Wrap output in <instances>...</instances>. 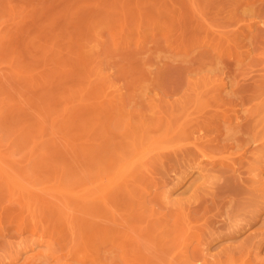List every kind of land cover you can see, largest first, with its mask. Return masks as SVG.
Returning a JSON list of instances; mask_svg holds the SVG:
<instances>
[{"label":"rangeland","instance_id":"374dc122","mask_svg":"<svg viewBox=\"0 0 264 264\" xmlns=\"http://www.w3.org/2000/svg\"><path fill=\"white\" fill-rule=\"evenodd\" d=\"M0 264H264V0H0Z\"/></svg>","mask_w":264,"mask_h":264},{"label":"bare ground","instance_id":"6f19581e","mask_svg":"<svg viewBox=\"0 0 264 264\" xmlns=\"http://www.w3.org/2000/svg\"><path fill=\"white\" fill-rule=\"evenodd\" d=\"M191 171V170H190Z\"/></svg>","mask_w":264,"mask_h":264}]
</instances>
